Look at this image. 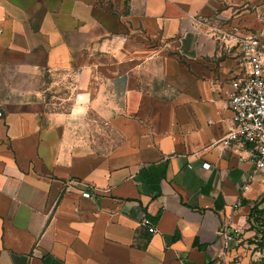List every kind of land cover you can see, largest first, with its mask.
Here are the masks:
<instances>
[{
	"label": "crops",
	"instance_id": "1",
	"mask_svg": "<svg viewBox=\"0 0 264 264\" xmlns=\"http://www.w3.org/2000/svg\"><path fill=\"white\" fill-rule=\"evenodd\" d=\"M186 1L0 0V77H51L0 90V264H264L223 252L225 224L264 240V173L221 141L229 82L177 58L203 33Z\"/></svg>",
	"mask_w": 264,
	"mask_h": 264
},
{
	"label": "rangeland",
	"instance_id": "2",
	"mask_svg": "<svg viewBox=\"0 0 264 264\" xmlns=\"http://www.w3.org/2000/svg\"><path fill=\"white\" fill-rule=\"evenodd\" d=\"M185 5L192 10L197 8L199 11L201 6L206 9L197 16L198 25L203 27V33L200 37L194 33H189L185 37H177V45H183V49L177 51V58L200 74L207 73V70H214L218 75L217 80L225 85L230 82L234 74L243 71L244 60L239 49L240 39L244 35H263L264 33V0H187ZM45 10V6L38 5L32 16L35 24L39 22ZM18 45H25V43L19 41ZM197 45H199L198 50ZM201 45H217L219 52L214 54L205 52ZM152 70L154 71L155 68ZM149 73L143 75L139 81L140 86H145L152 91L170 88L168 83L159 80L151 72ZM2 74L3 76L0 77L1 91L6 86V80H11L17 87L30 88L36 85L46 86L51 79L45 70L38 81L31 79L28 75L21 76L13 68H4ZM52 93L48 90L46 97L50 98ZM106 137L107 144L97 146L102 152L109 150L119 140L120 134L108 131Z\"/></svg>",
	"mask_w": 264,
	"mask_h": 264
},
{
	"label": "built area",
	"instance_id": "3",
	"mask_svg": "<svg viewBox=\"0 0 264 264\" xmlns=\"http://www.w3.org/2000/svg\"><path fill=\"white\" fill-rule=\"evenodd\" d=\"M240 51L244 67L241 73L232 77L226 91L231 127L221 141L239 147L240 157L253 164V175H256L264 173V41L258 34L244 35L240 39ZM203 165L210 167L209 163ZM246 187L243 186L244 189ZM82 194L92 196L90 191H83ZM238 205L236 203L235 207ZM143 224L154 230L149 218L143 219ZM243 231L242 227L233 223L220 227L218 232L223 252L226 254L240 248V255L264 262V240L249 243Z\"/></svg>",
	"mask_w": 264,
	"mask_h": 264
},
{
	"label": "trees",
	"instance_id": "4",
	"mask_svg": "<svg viewBox=\"0 0 264 264\" xmlns=\"http://www.w3.org/2000/svg\"><path fill=\"white\" fill-rule=\"evenodd\" d=\"M260 215H261V212L258 210L257 205L253 204L252 208H251V213L249 216V221H250L252 226H256L258 224V222L262 221ZM260 225H262V228L258 227L259 228L258 230L263 233L264 232V224H260Z\"/></svg>",
	"mask_w": 264,
	"mask_h": 264
}]
</instances>
